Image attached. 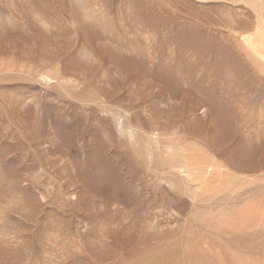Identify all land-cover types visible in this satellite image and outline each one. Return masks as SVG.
Masks as SVG:
<instances>
[{
    "label": "rangeland",
    "instance_id": "1",
    "mask_svg": "<svg viewBox=\"0 0 264 264\" xmlns=\"http://www.w3.org/2000/svg\"><path fill=\"white\" fill-rule=\"evenodd\" d=\"M0 264H264V0H0Z\"/></svg>",
    "mask_w": 264,
    "mask_h": 264
}]
</instances>
